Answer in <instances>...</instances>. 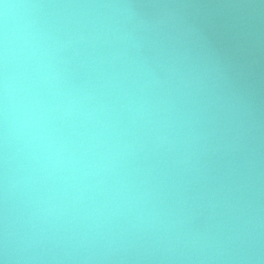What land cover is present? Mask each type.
<instances>
[{"label":"water","instance_id":"water-1","mask_svg":"<svg viewBox=\"0 0 264 264\" xmlns=\"http://www.w3.org/2000/svg\"><path fill=\"white\" fill-rule=\"evenodd\" d=\"M5 33L65 45L79 163L48 179L0 123V260L264 264V0H2Z\"/></svg>","mask_w":264,"mask_h":264},{"label":"clouds","instance_id":"clouds-1","mask_svg":"<svg viewBox=\"0 0 264 264\" xmlns=\"http://www.w3.org/2000/svg\"><path fill=\"white\" fill-rule=\"evenodd\" d=\"M8 7L4 5L5 9ZM19 39L18 50L12 46L14 41H10L7 33L0 39V123L3 126V142L7 145L10 140H23L25 147L32 151L33 159L43 162L41 170L47 173L48 179L52 178L54 172H63L65 168L76 171L79 161L74 153L65 155L69 144L62 137L57 139L51 127L54 121L79 117L76 94L60 89V76L51 62L55 50H63L65 45L50 42L48 37L39 33ZM91 167L84 165V168ZM93 174L84 172L85 176ZM0 264H5V261L0 260Z\"/></svg>","mask_w":264,"mask_h":264}]
</instances>
